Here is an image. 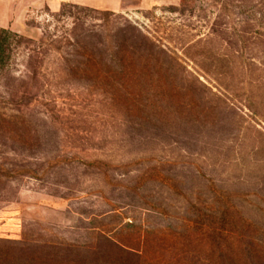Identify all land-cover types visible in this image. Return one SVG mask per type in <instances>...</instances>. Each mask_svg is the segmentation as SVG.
I'll use <instances>...</instances> for the list:
<instances>
[{"label": "rangeland", "instance_id": "obj_1", "mask_svg": "<svg viewBox=\"0 0 264 264\" xmlns=\"http://www.w3.org/2000/svg\"><path fill=\"white\" fill-rule=\"evenodd\" d=\"M221 1L0 0L22 37L0 76V245L104 234L209 264L212 222L264 247V0ZM118 46L155 68L120 95L87 65Z\"/></svg>", "mask_w": 264, "mask_h": 264}, {"label": "trees", "instance_id": "obj_2", "mask_svg": "<svg viewBox=\"0 0 264 264\" xmlns=\"http://www.w3.org/2000/svg\"><path fill=\"white\" fill-rule=\"evenodd\" d=\"M262 1H259V4H263ZM232 2L233 0L221 1L220 11L222 13L219 17L225 16ZM217 25L220 27L218 31L225 32V29H228L223 27L225 24L222 21ZM132 29L137 31L135 27ZM138 33L140 34L139 31ZM238 33L241 40L248 39L244 29L239 30ZM21 38L18 33L10 28H0V76L9 68L16 45ZM115 48L107 60L92 56L87 65L97 83L108 85L115 94L120 95L127 91L126 81L132 80L138 85L144 76H149L151 73L149 69L154 68V65L151 63L153 56L151 54L141 56L138 46H134L132 51L126 50L125 47L121 48V46ZM135 86H129L128 90V94L133 95L134 98L137 95ZM212 202L216 203L217 201L213 198ZM218 213H221L220 210L213 215H218ZM225 214L226 212L223 211L218 218ZM228 220V226H232L233 221L230 218ZM212 224L214 223L204 224L207 234L209 236L215 235L217 240L221 237L222 240L220 244L217 243L215 251H210L213 257L209 264H258L256 256L264 259V247H253L251 244L240 248L238 244L226 243L227 237L231 234L229 232L225 234L221 228H219L220 232H216L217 230L213 228L214 225ZM100 239L106 241L105 247L98 244L80 245L74 241L66 242L63 240L55 242L34 238H24L22 241L8 240L0 245V264H145V256H141L138 251L135 252L134 249L132 251L125 244H121L118 240L104 234L99 235ZM153 259L151 258V261ZM154 261L152 264H160L159 261L155 259ZM178 264L184 263L179 260Z\"/></svg>", "mask_w": 264, "mask_h": 264}]
</instances>
